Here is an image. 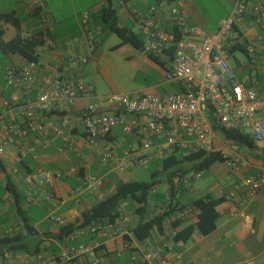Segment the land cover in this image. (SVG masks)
Instances as JSON below:
<instances>
[{
	"label": "crops",
	"instance_id": "obj_1",
	"mask_svg": "<svg viewBox=\"0 0 264 264\" xmlns=\"http://www.w3.org/2000/svg\"><path fill=\"white\" fill-rule=\"evenodd\" d=\"M157 1L131 0V6L137 11L144 12ZM244 1L248 8L258 1L264 2V0ZM178 2L187 14V24L200 28L206 36L217 32L220 21L231 13L234 5V0H179ZM108 5L107 0H0V15L10 14L17 23L16 26L6 22L0 24L4 31L1 43H9L16 38L23 41L37 39L38 45L33 50L34 57L40 64L35 70L36 85H39L45 76H56L61 70L69 68L76 77L85 82H92L94 86L93 93L78 100L74 107H67L65 103H56L48 112L35 115L36 121L44 123L57 122L62 117H68L70 122L76 123L75 129L69 135L76 141L79 149L78 157L72 155L64 158L59 154L56 149L64 144V139L52 134L49 135L51 143L47 147L42 145L43 137L29 135L26 143L35 145L36 150L33 155L22 160L11 151L9 145H6L5 154L0 157V236L19 235L28 252L5 253L0 257V264H35L36 262L89 264L94 255L99 257L100 264H134L131 261L133 255H147L157 245L166 242L161 241L162 239L156 235H152L146 241H138L133 237L131 229L137 220L134 214L137 204L133 201L123 203V216L130 220L126 237L105 240L89 233L77 236V230L68 237L59 238L61 227L75 223L83 212L115 192L116 180L111 181L114 187L111 191L88 185L85 180L87 176L100 177L103 180L112 174L111 166L101 162V154L107 143L115 145V153L118 157L123 156L127 145H131L133 150H139L140 147L139 136L123 135L120 128H116L106 141H100L96 146L90 147L79 122L83 109L113 93L179 94L185 91L184 85L165 80L164 74L169 68L167 59L149 56L141 47L123 43L115 33L103 29L98 14ZM110 5L116 16L117 27L127 30L129 34H135L141 41L137 26L129 18L128 8L117 0H110ZM85 11L95 13L93 28L96 46L88 62L76 71H72L70 59L84 55L80 15ZM159 18L160 27L169 29L164 16ZM105 33L106 37L109 35L108 39ZM110 35L115 36L116 39ZM232 39L234 44L228 46V49L233 46L236 49L230 53L227 49V66L240 82L255 88L258 97L264 98V31L246 18L235 27ZM247 45L254 47L252 58L246 52ZM26 62L27 60L18 54L0 52V143L4 142L3 126L7 121L12 119L20 127L27 126L17 113L6 115L7 110L3 106L5 101L10 104L19 103L23 95L22 84H6V70L9 67L21 68ZM196 78L199 79V75ZM95 83L98 85L102 83L106 92L102 90L97 94ZM27 99L34 101L36 91L28 95ZM257 116L264 118V112L258 113ZM215 135L213 146L220 148L225 140L218 132H215ZM247 149L248 156L244 157L237 153L245 165L235 172L226 169L231 177L229 181L222 179L224 186L221 188L198 193L193 190L191 183L182 188L177 201L186 208L192 201L207 195H211L214 199L221 198L223 201L216 208L218 219L214 231L206 236L194 232L190 240L184 243L179 261L175 260L172 254L166 255L170 264H246L247 262L264 264V191L252 199H245V202L241 193L233 198L226 196L242 179L264 178V140L253 142V148ZM220 162L223 163L222 158ZM160 163L161 159H154L151 162L149 166L153 169L150 176L160 169ZM214 165L209 170H214ZM37 169L50 173H66L73 170V174L55 180L51 188L32 189L34 197L32 199L22 194L23 179L28 173ZM201 174L199 180L203 178L204 172ZM213 176L212 182H218L220 177ZM160 178L161 176L157 178L158 184L163 183L166 192L168 182L166 178L161 182ZM8 184H13L23 196L19 212L6 188ZM77 187H82L78 201L72 195V191ZM165 192L162 194L155 193L154 190L151 192L148 199V214L157 213L161 209L162 198L165 201ZM45 195L51 196L49 203L43 201ZM192 217L193 215L188 214L190 222L193 221ZM23 219L31 228L30 232L25 231ZM91 241H96L100 245L94 255L60 261L59 255L65 252L68 246L88 244Z\"/></svg>",
	"mask_w": 264,
	"mask_h": 264
},
{
	"label": "built area",
	"instance_id": "obj_2",
	"mask_svg": "<svg viewBox=\"0 0 264 264\" xmlns=\"http://www.w3.org/2000/svg\"><path fill=\"white\" fill-rule=\"evenodd\" d=\"M117 1L128 8L129 18L137 26L142 51L154 58L167 59L169 68L165 71V80L184 85L185 91L179 94L115 93L89 104L79 118L87 144L94 147L100 141H106L116 128H120L123 135L139 136V150H133L131 145H127L122 157L115 153L114 144L108 142L103 148L101 162L110 165L117 174L123 173L130 165L148 167L154 159L162 160L172 150L183 153H218L227 170L235 172L243 167L245 162L237 156L238 146L234 142L224 139L225 143L220 148L213 146L216 135L209 118L227 130L243 133L253 142L264 140V118L257 117L258 113L264 112V98L258 97L255 88L240 82L226 64L228 46L234 44L232 33L241 21L248 18L264 31V2L258 1L248 8L244 0H234L231 13L220 21L217 32L206 36L200 28L187 24V14L179 6V0H158L144 12L133 8L131 0ZM94 15L93 11H85L80 15L84 55L70 59L72 71L86 64L95 50ZM159 16H164L169 29L160 27ZM245 49L252 58L254 47L247 45ZM39 65L35 59L27 61L21 68L9 67L6 70V84L20 83L23 88L19 103H3L6 115L17 113L27 126L20 127L12 119L4 124L0 157L5 154L6 145L20 160L33 155L36 146L26 143L31 134L43 137L44 147L51 143L50 134L62 137L64 144L57 147V152L64 158L79 156L76 141L69 135L76 123L70 122L68 117L44 123L36 121L35 115L48 112L56 103L74 107L78 100L93 93V83L79 79L69 68H65L56 76H45L36 85L35 70ZM34 91L36 99L28 100L27 96ZM72 174L73 170L50 173L37 169L24 177L22 194L33 199L32 189L51 188L55 180ZM201 176V172H192L186 176L172 177L164 194L165 201L169 202L171 198L176 200L182 188L191 181L199 180ZM85 180L94 187L102 185L100 177L87 176ZM81 191L82 187L72 191L76 201ZM262 191L264 178H246L236 183L226 196L233 198L241 193L245 202V199H252ZM43 201L49 203L51 196L45 195ZM123 208V204L118 206L117 216L112 221L81 228L76 235L89 233L105 240L126 237L130 220L123 216ZM188 214L187 210L180 216L188 217ZM174 235L172 233L168 241L157 245L147 255H133L131 261L134 264H170L166 257L168 254L179 261L184 242L173 241ZM99 247L96 241L68 246L59 255V259L68 261L94 255ZM89 264H100L99 257L94 255Z\"/></svg>",
	"mask_w": 264,
	"mask_h": 264
},
{
	"label": "trees",
	"instance_id": "obj_3",
	"mask_svg": "<svg viewBox=\"0 0 264 264\" xmlns=\"http://www.w3.org/2000/svg\"><path fill=\"white\" fill-rule=\"evenodd\" d=\"M109 5L103 8L98 14L101 25L109 33H115L123 43H130L136 47L142 48V42L135 34H129L127 30L117 27L116 16ZM2 22L11 23L16 26L17 23L10 14L0 15V24ZM3 29L0 27V52L4 54H18L27 61L35 60L33 50L38 45L35 40H20L16 38L9 43H1ZM236 47H230L228 53L235 50ZM212 128L218 132L223 139L232 141L237 145L253 148V141L243 135V133L235 130H227L216 125L209 118ZM221 161L218 153L206 154L203 152L183 153L177 150L170 151L161 160L160 169L155 171L150 177L149 182H128L120 183L115 186V192L95 204L91 209L83 212L80 218L70 225L60 228L59 238H65L75 233L81 228L90 225L112 221L116 216V210L120 204L126 201H133L137 204L134 214L137 220L131 229L133 237L138 241H146L152 235L161 238V241H168L170 235L174 233L173 241H182L186 243L193 236L194 232L206 236L214 231L216 220L218 219L217 206L223 199H214L211 195L204 198L196 199L188 204V208L180 205L179 201L171 198L166 202L162 198L161 209L157 213L148 214V199L155 186L158 184L157 178L161 174H165L167 182L174 176H186L191 172H206L214 164ZM12 196L16 210L19 212L20 204L23 196L18 189L12 184L6 186ZM192 208V209H191ZM188 209L189 215H193V221L190 222L188 217H181L180 214ZM189 222V224H188ZM26 232H30V227L26 220H22ZM19 235H3L0 236V257L5 253L28 252L27 246L22 242ZM35 254V253H33Z\"/></svg>",
	"mask_w": 264,
	"mask_h": 264
},
{
	"label": "rangeland",
	"instance_id": "obj_4",
	"mask_svg": "<svg viewBox=\"0 0 264 264\" xmlns=\"http://www.w3.org/2000/svg\"><path fill=\"white\" fill-rule=\"evenodd\" d=\"M103 29H105V28H103ZM105 37H106V33H105ZM108 37H109V35L106 37V39H108ZM111 37L113 39H116L115 36H111ZM96 88H97V94H99V92H101L102 90L104 92H106V88L103 87L102 83H99V85L96 84ZM237 153L241 156H244V157L246 155L248 156V149L245 146L239 145ZM250 157L252 159H254L253 156H250ZM254 160H256V159H254ZM214 168H215L214 170H209V171L204 172L203 178L201 180L194 181V182L191 181V187L193 188L194 191H196V193L206 192L207 190H211V189L214 190V189L221 188L222 186H224V182L222 181L223 178H225V180H227V181L230 180L231 175H229V173L227 172L223 163H221L220 161L217 162L214 165ZM152 169H153L152 166H148V167L144 168V167H141L138 165H131L121 175L116 174V172L111 169L112 174L109 177H107L106 179L102 180L103 181L102 186H100V187L102 190H110L111 191L114 188L111 185L112 180H116L117 184L128 183V182H149L151 180L150 172ZM215 171H216V173L214 174ZM213 175H217L218 177H220L218 182L217 181L212 182L214 180ZM160 179H161V182H164L165 181V174H161ZM210 183H213V184L210 185ZM165 190H166V188H165L163 183L157 184L154 188L155 193H158V194L164 193Z\"/></svg>",
	"mask_w": 264,
	"mask_h": 264
}]
</instances>
